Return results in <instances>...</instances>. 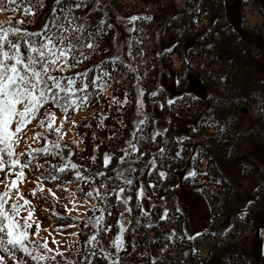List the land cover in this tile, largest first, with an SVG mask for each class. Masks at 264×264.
<instances>
[{
	"label": "trees",
	"instance_id": "16d2710c",
	"mask_svg": "<svg viewBox=\"0 0 264 264\" xmlns=\"http://www.w3.org/2000/svg\"><path fill=\"white\" fill-rule=\"evenodd\" d=\"M154 1L157 2L156 0ZM32 2L34 3L35 0H32ZM141 2L150 3L151 0H141ZM247 2L251 3L261 13L262 11L264 12V0L243 1L244 4ZM84 3L87 7L76 10L75 12L76 16L84 17V19L77 20L76 23L85 24L88 32L92 33H96L97 27L102 28L101 32L96 33L97 36H101L102 38L106 36V33H111L108 27L99 25L98 12L93 7L92 1L84 0ZM158 3V9L156 8L153 13H146L147 17H152L151 20L138 19V21L146 23L147 34H142V32L141 34H136L138 31L135 23L132 25L133 30L127 29L128 34L131 35L132 41L134 42L132 61L130 63L122 59L112 61L110 58L114 56V53L111 43L107 47V43L103 42V40L97 41V37L95 36V42L99 45L98 49L95 51L85 50L87 58L63 73L66 77L71 76L75 78L78 85L83 82L84 78L75 76L76 73H84L87 70V82L90 85L94 76L102 77V80L97 82V86H90L88 95L91 104L98 105L103 115H101L102 113L97 114V118L92 119L91 123L82 121L73 126L74 132L80 136L82 142L81 156L79 157L68 155V148H53L52 142L56 141L55 137H53V132H48L45 128L41 127L38 130V126H40L38 117L36 132H40L46 136L48 143L45 144L44 140H38V146L35 149L47 146L49 152L33 153L34 158L31 159L32 169L30 172L36 178L38 173L35 166L39 163L44 165V167L39 169V173L44 174L39 180H51L47 178L48 173L51 171L58 176L56 180L74 183L78 179L74 175V170L70 167L65 172H55L53 168V166L58 168L62 164L71 161L79 166V170L85 176L90 178L87 183L84 180H79V186L83 189V192L91 191L95 188L101 193H104L105 189L100 187L101 184H104L109 191L115 190L112 195L107 196L104 214L107 216L106 222L109 220V230L107 233L109 241L113 240L117 234V222L120 221L121 215H123V222L126 224L123 232L124 248L118 252L116 259H113L118 261V264H264V258L262 257V253H264L263 243H261L260 237L258 236L263 226L260 225L258 228H255L253 224L252 226L250 224L258 214H261L260 218L264 217V189L262 188V191L260 187H257L256 193L254 194L255 198L248 205L239 211H229L224 216L223 209L228 207L229 197L227 195L230 185L219 173L216 164V156L218 154H223V157L226 158L233 151V154L230 156L237 157L240 154L242 145L244 146L250 141L253 142V136L251 134L245 136L239 130L240 126L232 121L233 115L231 114V110L232 107L237 108L238 106L247 104V101L245 103L241 101L243 95L253 102L256 96L264 94V91L254 89L253 92L251 89H247V84H240L239 75H242L241 80H245L247 75L244 70L248 68L242 64L241 57L244 56L242 51H238L236 55H233V50H235L234 43L229 42L230 36L226 34V31H229V25H218L212 24L211 22L208 24L210 25L209 29H207V25L202 22L199 15L200 11L198 14H189L190 17H188L187 24L190 29L189 32L192 33L191 29H196L195 20L201 21V30L197 33L206 36L210 34L212 43H214V51L211 49L200 56L192 55L196 58L193 62H190L189 58L183 57L181 44L176 42L168 50L158 54L157 41L153 35L154 32H152L155 29L159 30L160 21H162L161 13L157 15V12H160V8L162 7L160 0H158ZM28 4L29 0H17L12 5L5 3V13L13 16L9 21H12L15 25L16 21L22 20L23 23L19 25L20 27L29 31H35L42 28L46 22L51 20V10L54 7V0H43L44 6H37L34 15L25 14V9ZM90 16L94 18H90ZM33 21H38L42 24L38 27H33ZM140 22H137L138 26ZM156 25L158 28H155ZM261 29H264V25ZM207 30H209V33ZM210 31L213 33H210ZM149 35L152 37H149ZM151 45L152 48L150 47ZM224 46L231 47L233 52L227 57L225 64L221 61L223 64L215 69L216 65H214V62L217 59H212V56L215 55L213 52L218 50L219 47ZM216 52L218 53V51ZM164 55L168 58L175 56L176 59H180L183 65L180 67L179 72H184V75L186 73L189 76L197 74L196 76L206 79L207 83L205 84H211L217 93V97L215 96L211 99L206 98L204 100L199 99L195 103L196 108H194L193 113L192 105L185 95L181 97L182 103L179 104L182 110L175 107L173 102L169 104V100L175 101L176 99H172L171 96L167 95L164 86L156 87V76L160 72L159 58H164ZM239 55L242 56L239 57ZM255 55H259V53L255 52ZM131 63H134L136 66L139 63L142 64L140 66H145L146 64L152 66L147 71V73L151 71L148 75L151 85L147 86L146 89L153 88L157 93L155 99L166 103H164L166 108H163L165 112L167 109V112L172 115L173 108L177 110L173 113L174 121L176 118L183 121L182 119L187 117L194 120L198 113L201 115L197 121V127L194 130L196 132L195 134L203 139V144H199L197 137L182 135V133L175 134L176 131L170 134L171 141H174L173 146L168 148L162 141H158L156 148L158 149L159 147V150L154 155V160L157 163L161 162L163 165L159 168L154 167L152 171L153 174L156 172L159 179V181L157 179L155 180L157 182L152 185V188L155 195H159L160 199H165L166 202L169 201L171 204L175 203L176 193L174 194L173 189L176 186L178 187L180 185L181 187L183 185L191 189L192 193L204 199V203L208 205L210 224L213 229L204 227L190 232L189 227L190 229L195 227L194 220L187 219V216L182 211H177L176 206L171 211H167V217L165 219H161V216L164 215L166 207L162 208L163 206L161 204L158 205V203L154 206V209L150 207V210L146 213V209L139 205L140 201L138 202L139 199L137 198L139 184L134 181L133 185L129 187L124 184L123 179L116 177V171H121L123 170L122 168L127 169L131 163V160H129L120 164L118 163V157L123 155L121 150L125 149V140L132 137V129L134 130V126L130 119V113L127 117L125 112L124 114H111L110 110H108L110 108L108 107L107 109L109 95H105L99 85L103 83L108 85L109 79H114V83H119V76L129 70ZM212 67L215 70H211ZM224 68L226 72L222 71ZM104 72H108L110 75H104ZM143 76L147 78V74ZM121 89L116 86L114 88L115 91L113 89L111 91L115 94L118 92L119 95L117 97L122 98L123 93ZM180 89H182L180 91L181 95L184 94L185 87L181 85ZM58 112L61 111L59 110ZM205 114H207L206 117H204ZM120 119L125 121L122 120L119 123ZM204 119L206 120L205 123L203 122ZM152 121L150 120V125H153ZM256 121H263V117L257 118ZM112 124L115 126L112 127ZM172 124L176 125L177 122ZM190 125L194 126V123L192 122ZM137 126L136 133L141 137L137 138L135 136L133 139L140 141L143 137V130L139 125ZM151 127L153 129V126ZM257 128L261 131V128H263L262 124H257ZM241 135L244 136L240 139L239 137ZM204 142L206 143L205 145ZM161 149H163V152H161ZM168 149H171L172 157L167 155ZM56 152H60L62 155L57 156L55 155ZM177 152L180 153L179 156L176 155ZM105 153L109 154L112 158L108 168L103 167V156ZM139 154L135 153L134 156H139ZM91 157L96 158L95 162H93ZM23 159H27V156L22 157ZM169 160H171L170 164L168 162ZM233 161L238 165L242 164L237 160ZM113 169L116 171H113ZM161 171L166 173L164 178H161L159 175ZM179 171H182V175L184 174L182 179L176 175ZM192 171L196 172L195 176H189V172ZM97 172H103L104 175L98 176L96 175ZM261 173L264 174L263 172H258L262 178ZM129 174L132 178L134 173L125 172V175ZM121 187L125 188V192L121 194L122 198L125 195L132 197L127 205V207L131 208V212L125 211V205L115 198V192H118ZM56 209L57 212L52 215V223L59 225L65 221H69L70 217L59 206ZM242 213H244L243 218H241ZM86 215V219H81L79 222L75 238L68 241L67 252H74V264H88V261H91V264H110L109 259H104V256L107 255L104 251L102 253L101 249L95 245L94 247L98 248L97 250H94V247L89 248L88 244L85 243L89 239L91 231H93L89 218L95 217L94 211L90 210L86 212ZM85 224H88V227H85ZM105 225L108 226V223ZM249 228L251 233L247 236L242 235ZM198 233L199 235H197ZM237 235H242L243 237L238 240L239 237ZM189 237L193 238L190 239ZM233 238L235 241H232ZM244 244H247L248 249L249 247H253L254 251H259L261 254H254L253 256L249 253L247 254L243 247ZM86 253L87 256L85 255ZM93 253L95 254L93 255ZM0 255H3L6 259L9 258L4 253H0ZM16 255L19 258H24L23 253L17 252ZM65 256L68 257L69 255ZM65 256L59 257L57 260L59 264L69 262L64 258ZM13 262L15 261L13 260Z\"/></svg>",
	"mask_w": 264,
	"mask_h": 264
},
{
	"label": "rangeland",
	"instance_id": "374dc122",
	"mask_svg": "<svg viewBox=\"0 0 264 264\" xmlns=\"http://www.w3.org/2000/svg\"><path fill=\"white\" fill-rule=\"evenodd\" d=\"M91 1L93 3V0ZM133 1L134 0H100V3L95 6L99 17L98 22L103 19L106 21V24L103 25L104 27H107V24L113 25L112 28H109L111 33H106V36L103 38L96 35L97 41L103 40V42L107 43V47H109V43H111L114 56H119L120 59L129 63L132 61L131 57L133 55L132 50L134 42L132 41L131 35L128 34L127 29L133 30L132 25L135 23L138 31V33L135 31L136 34H141V32L142 34L148 33L145 22H140L138 19L131 21L130 18L132 16L147 17V12L153 13L156 8H159L158 0H156L157 2L151 0L150 3H142L141 0ZM243 1L244 0H160L162 7L160 8V12H157V15L161 13L162 21H160L159 30H151L154 32L153 35L157 41L158 54L168 50L173 44L178 42L181 44V53L183 57L189 58L190 62H193L196 57L192 55L200 56L207 50L214 48V43H212L210 34L206 36L197 33L201 30V21L195 20L196 29H191L192 33L189 32L190 29L187 26L188 17H190L189 14H198L200 11L199 15L202 22L207 25V29H209L210 25L208 24L211 22L212 24L229 25V31H226V34L230 36L229 42L234 43L235 50H233V55H236L238 51H242L244 56L239 55V57L242 56V64L248 68L244 70L247 75L245 80H241L242 75H239L240 84H247V89H251L252 91L254 89L264 91V29H261L264 25V12L262 11L261 13V11L257 8L255 9L251 3L247 2L244 4ZM156 3H158V5H156ZM12 18V15L5 13V11H0V23L8 22ZM90 18L94 17L90 16ZM137 22H140L139 26ZM33 24V27H38L42 23L33 21ZM155 28H158L157 25ZM207 31L209 33V30ZM211 32L212 31H210V33ZM149 37L152 36L149 35ZM190 40H193V43L187 47L186 43ZM150 47L152 48V45ZM216 51H218V53ZM233 51L229 46L219 47L218 50H215V52H213L215 55L212 56V59H217V61L214 62V65H216L215 69L223 63L225 64L227 57H229ZM255 52L259 53V55H255ZM159 62L160 72L156 76V87L164 86L167 95L171 96L172 99H176L175 101L172 100L175 107L180 109L181 106L179 104L182 103L181 97L185 95L192 105L193 113L195 110L194 108H196L195 103H197L199 99L204 100L206 98L211 99L215 96L217 97V93L211 84H205L207 83L206 79L196 76L197 74L189 76L188 73L184 75V72H179L180 67L183 65L180 59H176L175 56H173V58H168L164 55V58H159ZM140 65L142 64L139 63L138 66H136L134 63H131L129 65V70L119 76V83H114V79H109L108 85L104 83L101 84L102 87L99 85L105 95H109L107 109L108 107L110 108L108 110H110L111 114H124L125 112L127 117L130 113V119L134 126L132 133L135 135L132 134L130 139L125 140V149L128 148L126 141L131 140L132 143L137 144V147L139 144V153H143L142 157L140 154L139 156H134L135 153H133L126 159V161L131 160V166L137 169V171L133 172L132 178L133 181L139 184V188L142 187L144 191L143 197L138 200V202L140 201L139 205L146 209V213H148L150 207L154 209L157 203L158 205L161 204L163 206H161L162 208L166 207L165 209H167V211H171L172 208L176 206V209L182 211L183 214L187 216V219L194 220L195 227L193 229L189 227L190 232L204 227L213 229L210 224L208 205L204 203V199L192 193L191 189L183 185H181V187L180 185L178 187L176 186L173 189L174 194L176 193L175 203L171 204L169 201L166 202L165 199H160L159 195H155L152 186L149 187L150 184L153 185L159 181L156 172L154 174L152 173L154 167L159 168L163 165L161 162L157 163V161L154 160V155L157 150H159V147L158 149L156 148L158 146V141H162L168 148L173 146L174 141H171L172 138L170 134L174 133V131H176L175 134L182 133V135L197 137L199 139V144H203V139L199 138L194 130L197 127V121L200 119L201 115L198 113L194 120L187 117L182 119L183 121L177 118L174 121L173 113L177 110L173 108L172 115L167 112V109L165 112L163 108H166V103L155 99L156 95H151L154 91L153 88L149 90L146 89L147 86L151 85V82H149L150 77H148L151 71L148 73L147 71L152 66L150 64H146L145 66ZM215 69L213 67L211 68V70ZM222 71L226 72L225 68ZM145 74H147V78L143 76ZM177 81H179V83H177ZM181 85L185 87L184 94L182 95L180 92L182 91V89H180ZM116 86L122 88V98L117 97V95H119L118 92V94H115L111 91V89L114 90ZM125 95L127 96V103H124ZM113 97L116 98V101L113 100ZM194 98H196V100H194ZM138 101L142 105L139 112ZM241 101L244 103L247 101V104L238 106L237 108L232 107V121L240 126L239 130L241 133H244L245 136L251 134L254 140L252 139L253 142L250 141L246 145H242L240 154L237 157L230 156L233 154V151L230 152L226 158L223 157V154H218L216 156V164L219 173L230 185L227 195V197H229L228 207L223 209L224 216H226L229 211H239L248 205L251 200L255 198L254 194L256 193L257 187H260V190H262V188L264 189V174L261 173L262 178L258 174V172L264 173V94L256 96L253 102L243 95ZM44 111L55 112L57 117L56 126H59L60 118L64 114L58 112L59 110L51 105L42 109V112ZM97 114L103 115V112L98 105H93L91 102L77 111L69 109L66 113L67 119L62 127V132L66 134L63 136L61 143L67 145L65 148H68V152L69 149L71 150L72 157L81 156L82 150L81 138L74 132L72 122L75 121V124L81 123L82 121L91 123L92 119L97 118ZM145 116H147L146 122L144 124H139V121L144 119ZM206 116L207 114H205L204 117ZM262 117L263 121H256L257 118ZM122 120L123 119H120L119 123H121ZM150 120H153V125L149 124ZM37 121L38 118L34 119L24 130L25 138L21 139L20 145L16 149L17 152H25L29 146L31 149H35L38 146L37 141L31 139L33 134L36 133ZM174 122H177V124H172ZM192 122L194 126L190 125ZM203 122L205 123L206 120L204 119ZM257 124H262L263 128H261V131L258 130ZM137 125L143 130V137L140 141L133 139L135 136H137V138L141 137L136 133ZM114 126L115 125L112 124V127ZM151 126H153V129ZM39 128L40 126H38V130ZM52 134L56 140V133L53 132ZM154 134L155 139H152ZM242 136L244 135H241L239 138L241 139ZM74 141L77 143H73ZM205 144L204 142V145ZM193 147L195 148V146ZM128 151L131 152V149H128ZM167 155L172 157L171 149H168ZM233 160H237L242 164L238 165ZM151 161L155 162L154 167L150 164ZM168 162L170 164L171 160ZM31 169L32 165L31 168L24 170L26 178L23 183H19L21 191L31 201V207L35 209L34 221L39 222L41 228L39 236H30V239L42 242L44 238H47L50 248L54 250L59 249V251L63 252V256L69 255L64 258L74 264V252H67L68 241L74 239L76 236L71 234L77 233L79 222L81 219H86V212L88 210L94 211V216L100 215L99 209L105 206L103 197H97L95 192H93L91 196H87L86 193L89 191L83 192L78 190L77 185H79V179L74 183H66L52 179L38 180L37 177L35 178L30 172ZM181 173L182 171H179L176 174L180 179H182L184 175ZM0 178H3L2 173H0ZM156 179L157 181H155ZM40 185H43V191H40ZM57 185L60 187H57ZM33 189H36L34 196L31 194ZM48 189H51L52 192L55 193V196L50 194ZM3 190L4 186L0 185V191ZM13 199H16V197H13ZM74 204L75 207H73ZM92 205H96V210H91ZM57 206H59L71 220L69 219V221H65L63 224L59 225L52 223V215L57 212ZM65 206H67L68 209H72V211H66ZM21 215H26V212H22ZM260 216L261 214H258L250 224L251 226L253 224L255 228H258L260 225L263 226L258 236L260 237L261 243H263L264 249V217L260 218ZM106 218L107 216L104 214L103 224L97 228L92 227L93 231H91L89 238L95 235L98 243L94 241L93 244H88V247L91 248L95 245L99 249H103L108 255L109 261H115L113 259H116L118 252L112 244L113 240L109 241L107 238L108 231L103 230L104 228H109V220L106 222ZM123 218V215H121L120 222L125 229L126 224L123 222ZM90 223L92 225V221H90ZM106 223H108V226L105 225ZM187 224H189V222H187ZM67 225L72 226L61 227ZM44 229H48V231L46 232ZM30 231L35 232V223H33V227ZM119 231L120 224H118L116 233ZM250 233L251 231L249 228L242 235L247 236ZM242 235H237L239 237L238 240L243 237ZM53 239L57 241L56 244L52 243ZM232 241H235V239L233 238ZM96 247L93 249L97 250L98 248ZM243 247L245 252L252 256L254 254H261L259 251H254L253 247H249L248 249L247 244H244ZM73 248L75 249V247ZM52 254L55 255V252ZM85 255L87 256V253ZM262 255L264 258V253H262ZM59 257L60 256L57 257V260ZM5 262L6 264H15L10 258H5Z\"/></svg>",
	"mask_w": 264,
	"mask_h": 264
},
{
	"label": "snow or ice",
	"instance_id": "6c2138e0",
	"mask_svg": "<svg viewBox=\"0 0 264 264\" xmlns=\"http://www.w3.org/2000/svg\"><path fill=\"white\" fill-rule=\"evenodd\" d=\"M17 0H0V11H4V5L15 4ZM100 0H93V7L98 5ZM43 7V0H29V4L25 9L26 15H34L35 8ZM87 7L84 0H54V7L51 10V20L46 22L42 28L29 31L20 27L22 20L15 22L0 23V173L3 178H0V185L4 186V190L0 191V253L9 256L15 261V264H59L57 257L63 256V252L59 249H52L48 245L47 238L42 242L30 239V236H39L40 224L34 221L35 209L31 207V201L24 195L19 187V183H23L26 178L25 169L31 168V159L34 152L48 153L47 146L31 149L30 146L25 152H17L21 139L25 138L24 130L34 120L39 117V125L45 128L48 132H55L57 139L52 142V147L60 149L67 147L61 141L66 133L62 132L63 124L66 122V113L69 109L73 111L79 110L90 102L88 89L90 86H97V82L102 80L101 76H94L91 85L87 82L88 71L84 73H76L75 76L83 77V82L78 85L77 80L71 76H64L68 69L75 67L86 59L85 50L95 51L99 45L95 42L96 33L102 31V28L97 27L96 33L88 32L85 24H77L76 21L84 19L75 15L76 10ZM14 10V9H11ZM91 11V10H90ZM151 20L152 17H137L132 16L131 21L137 19ZM106 21L101 19L99 25H105ZM108 28H112V24H107ZM112 61L119 60V56L110 58ZM100 67V66H97ZM104 75H110L104 72ZM179 83V81H177ZM102 87V85H100ZM142 94V93H141ZM157 93L153 91L152 96ZM116 101V98L113 97ZM124 103H127V96L125 95ZM138 112L142 105L137 102ZM172 104V101H168ZM51 105L59 109L64 115L60 118L59 126H56L57 117L55 112H42L46 106ZM147 116L139 121V124H144ZM75 126V121L72 122ZM138 127V126H137ZM135 135V134H133ZM33 141L44 140L48 143L47 137L40 132H36L31 137ZM152 139H155V134ZM73 143H77L74 141ZM128 148L122 149L123 155L118 157V163L126 162V157L133 153H139L140 149L137 144L132 143L131 140L126 141ZM131 149V152L128 151ZM163 152V149H161ZM27 155V159H23ZM55 155L60 156L62 153L56 152ZM68 155H72L69 149ZM143 155V153H140ZM180 155L179 152L176 153ZM95 162V157H91ZM111 156L107 153L103 156V167L108 168L111 162ZM150 164L154 167L155 162ZM44 167L39 163L36 164L37 179L39 180L43 173H39V169ZM74 170V175L79 180H84L85 183L90 179L85 176L80 170L79 166L69 161L62 164L60 167L53 166L55 172H65L68 168ZM113 171H116L113 169ZM137 169L129 167L121 171H116V177L123 179L126 186L133 185V178L130 175H125V172L132 173ZM98 176H103V172H97ZM161 178L166 176V173H159ZM196 172H189V176H195ZM47 178L52 180L58 179L54 172H49ZM71 182V181H70ZM152 185L150 184L149 187ZM57 187H60L57 185ZM104 188V193L93 188L87 192V196H91L93 192L97 197H103V203L107 204V196L112 195L115 190L109 191L104 184L100 185ZM78 190L83 191L77 185ZM66 190V189H65ZM40 191H43V185H40ZM49 193L55 196L51 189ZM125 192V188H119L115 192V198L125 205V211L131 212V208L127 207L129 201L132 199L130 195H125L123 198L121 194ZM36 189L32 190L34 196ZM74 195V194H73ZM144 195L143 188L137 189V198ZM16 197V199H13ZM22 201V203H21ZM86 203V202H84ZM75 207V204L73 205ZM66 211H72L65 206ZM91 210H96V205H92ZM179 211V209H177ZM26 212V215H21ZM100 215L90 217L92 227L97 228L103 224L104 208L99 209ZM110 215V213H109ZM242 213L241 218H243ZM167 217V210L161 219ZM35 223V232L30 230ZM120 231L114 237L112 244L116 251L119 252L124 248L123 232L124 227L120 221ZM72 225L61 226L71 227ZM88 227V224H85ZM108 231L109 228H104ZM48 231V229H44ZM98 234V233H97ZM71 235L75 236L76 233ZM199 235V233L197 234ZM171 238V237H169ZM190 239L193 237H189ZM96 241V236L90 237L85 243L93 244ZM56 244L55 239L52 240ZM103 249L101 252L103 253ZM23 253L24 258L17 257L16 253ZM55 252V255L52 253ZM95 253H93L94 255ZM108 255L104 256L107 260ZM0 264H6L5 257L0 255ZM72 264V262H66ZM91 264V261H88ZM110 264H118V261H110Z\"/></svg>",
	"mask_w": 264,
	"mask_h": 264
},
{
	"label": "water",
	"instance_id": "95a60500",
	"mask_svg": "<svg viewBox=\"0 0 264 264\" xmlns=\"http://www.w3.org/2000/svg\"><path fill=\"white\" fill-rule=\"evenodd\" d=\"M193 43V40H190L186 43V46L189 47Z\"/></svg>",
	"mask_w": 264,
	"mask_h": 264
}]
</instances>
